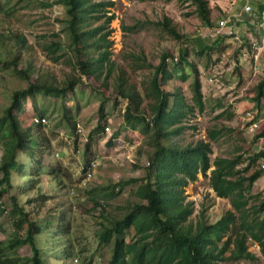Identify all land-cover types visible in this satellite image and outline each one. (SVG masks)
Returning <instances> with one entry per match:
<instances>
[{
  "label": "rangeland",
  "instance_id": "1",
  "mask_svg": "<svg viewBox=\"0 0 264 264\" xmlns=\"http://www.w3.org/2000/svg\"><path fill=\"white\" fill-rule=\"evenodd\" d=\"M55 1L0 0V114L9 102L11 91L25 87L36 77L47 83L61 84L71 71L66 61V56L70 55L65 45L68 39L65 31L60 30L64 11ZM111 1L105 14L112 13L113 18L104 23L101 17L88 25L102 24L104 30H110L107 35L110 40L108 56L112 62L109 73L102 68L99 75H80V83L63 96L34 93L22 100L18 113L21 125L29 127L32 153L15 152L17 166L11 171V189L0 197V204L9 212L11 196H15L16 202L25 204L30 216L38 218L40 225L49 224L34 237L41 264H103L109 246L97 244L99 224L119 216L136 195L132 182L120 191L113 187V194L101 188L119 179L143 177L149 171L150 145L136 129L123 123L126 101L116 90L119 75L142 94L144 82L152 75V67L162 53H167L169 59L164 62L171 77H160L159 85L165 90L180 86L188 99L191 71L183 61L174 66L171 61L178 57L181 47L185 48V60L198 71L204 106L201 111H194L184 122L186 127L178 135L171 136L170 142L184 145L197 139L206 140V129L220 128L223 136L210 142V160L215 156L239 154L243 159L239 168L248 156L264 148V138L255 137L264 126V118L252 134L245 132L242 125L243 112L257 108L252 107L251 98L256 82L264 75V44H257L260 48L254 60L253 50L246 48L248 57L243 58L237 42L228 34L216 45H212L215 38L206 35L207 29L230 22L226 15L240 6V0H207L210 25L202 23L195 5L189 0ZM164 16L183 40H176L156 24ZM55 33L62 42L56 54L64 50L67 53L52 61L40 45L56 39ZM15 34H22L25 39L17 55V45L8 39ZM236 34L241 40H257V34L246 35L245 30L237 29ZM210 45L212 49L208 51H195ZM87 53L82 50L80 58L95 55ZM17 70H23L27 79ZM180 74H186L184 80L179 79ZM147 100L141 106L144 107ZM100 102H103L101 122L108 126L109 135L103 133V129L92 132ZM221 110L224 113L216 117ZM227 112L231 113L229 119ZM38 115L45 121L34 124L33 118ZM75 123L81 127V133L74 130ZM161 142L164 141L161 139ZM2 149L0 142V156ZM91 161L96 165L90 177H86L84 172ZM260 163L264 164V160H257L253 167ZM89 190L92 191L87 193ZM183 192L184 201H192V219L202 210L203 217L210 222L230 209L228 200L215 196L207 177L200 173L187 183ZM250 193L264 197V173L252 183ZM12 217L9 213H0V242L3 244L14 235ZM131 237L132 233L127 232L126 241ZM246 243L247 250L257 259L223 264H264L258 247L249 239ZM5 255L17 256L16 264H28L25 259L30 250L22 245L15 250L5 249Z\"/></svg>",
  "mask_w": 264,
  "mask_h": 264
},
{
  "label": "trees",
  "instance_id": "2",
  "mask_svg": "<svg viewBox=\"0 0 264 264\" xmlns=\"http://www.w3.org/2000/svg\"><path fill=\"white\" fill-rule=\"evenodd\" d=\"M189 1L195 5L202 23L210 25L207 0ZM55 2L60 4L64 11L65 17L62 19L60 30L65 31L68 39L65 45L70 55L66 56V61L71 65V71L66 74L61 84L47 83L36 77L25 87L11 91L9 102L0 114V142L3 148L0 156V197L11 189V171L17 166L15 152L32 153L29 146L32 139L29 127H23L18 116L22 100L38 92L63 96L80 83V75H99L102 68L107 74L112 65L108 56L110 40L107 35L110 30H104L102 24L88 25L90 21H96L101 17H104V23H108L113 14L106 15L108 12L106 7L113 2L111 0ZM263 5L264 2L258 6L257 15ZM258 19L259 16L254 19V23ZM156 24L176 40H183L169 18L164 16ZM54 35L56 39L42 42L40 45L41 50L52 61L57 60L59 55L67 53L64 50L61 54H56V51L61 49L62 42L56 33ZM223 36L224 34H218L212 45L220 42ZM8 39L12 40L13 45H17L15 53L17 55L25 43L23 35L15 34L12 39L9 37ZM245 42L247 43V39L242 40L243 45ZM212 45L203 46L195 51L198 53L208 51L212 49ZM180 49L172 66L183 61L191 71L188 99L180 86L165 90L159 85L160 77L164 79L171 77V71L166 68L164 62L167 53L160 55L155 66H149L153 68V72L144 82L142 94L133 84L125 82L120 75L118 76L116 90L126 101L122 111L123 123L128 128L136 129L150 145L151 149L148 152L150 166L143 177L119 179L116 183L101 188L113 194V187L120 191L124 185L132 182L136 195V199L129 200L119 216L99 224L96 232L97 244L109 246V254L103 264H223L255 260L257 256L247 250L248 239L258 247L259 255L264 259V197L250 193L252 183L264 173V166L253 167L257 160H264V148L248 156L239 168L237 166L243 160L239 154L231 157L215 156L210 160V142L222 135L220 128L206 129V140L197 139L184 145L170 142L171 136L178 135L186 127L184 122L194 111L199 112L204 106L198 71L191 62L185 60L186 49L182 47ZM82 50L95 55L80 58ZM14 64L12 60V65ZM17 71L27 79L23 70ZM75 71L78 75L74 74ZM185 77L186 74L179 75L180 80H184ZM263 96L264 75L254 86L251 98L253 108H258ZM145 99L148 100L143 107L141 104ZM102 106L103 102H100L97 110L98 120L92 132L103 129ZM216 106L220 107V104ZM220 115L221 113L216 117ZM230 115L228 113L226 118H230ZM255 137L264 138V126ZM161 139L164 142H161ZM197 173L206 176L214 195L226 198L230 206V209L224 210L210 222L203 217L202 210L198 211L196 218H190L193 210L192 201H184V187L196 179ZM0 213L12 215L11 222L14 227V235L5 244L0 242V264H16L18 257L6 256L5 249L15 250L22 245H27L30 250L26 262L41 264L39 248L34 237L42 228H48L49 224L40 225L38 218L30 216L25 204L16 202L15 196H11L10 211L0 204ZM59 224L61 225V221ZM129 231L132 237L126 241L125 235Z\"/></svg>",
  "mask_w": 264,
  "mask_h": 264
},
{
  "label": "built area",
  "instance_id": "3",
  "mask_svg": "<svg viewBox=\"0 0 264 264\" xmlns=\"http://www.w3.org/2000/svg\"><path fill=\"white\" fill-rule=\"evenodd\" d=\"M241 2V11L245 14H248L249 16L254 15L257 13L258 11V6L264 2V0H240ZM258 30H257V40L255 42V40H247V46L242 44V40L240 38L239 35L236 34V32H233L232 30L226 32L225 34H228L235 42H237V45L239 47V51L241 56L244 58L248 57V51L246 48H248L250 51L253 50L252 52V57L254 58V60L257 57V50H259V45L260 46L262 44H264V19L261 20L258 23ZM221 27L222 25H218L216 27H212L206 30V35L210 38H215L218 34L221 33ZM176 56L173 57L171 60L172 62H174L176 60ZM169 57L165 58V61L168 60ZM253 68L256 69V65H253ZM264 118V96L261 98L260 103L258 108L256 109H247L243 112V129L245 130V132L252 134L256 131V129H258L260 122L262 121V119ZM45 121V118L43 116H35L33 118V123L34 124H41ZM74 130L76 131V133H81V127H79L78 123H75L74 126ZM103 133H106L109 135V128L107 125L103 126ZM89 167L87 168V170L84 172L86 177H90L91 172L94 168V166L96 165V162H90ZM264 164L260 163L261 168H263Z\"/></svg>",
  "mask_w": 264,
  "mask_h": 264
},
{
  "label": "crops",
  "instance_id": "4",
  "mask_svg": "<svg viewBox=\"0 0 264 264\" xmlns=\"http://www.w3.org/2000/svg\"><path fill=\"white\" fill-rule=\"evenodd\" d=\"M235 7L233 8V10L231 11L230 14L226 15V17L229 18L230 22L224 23V26L221 23L222 27H221V33L220 34H225L226 32H228L230 30H232L233 32H237V29H240L241 31L245 30L246 35H250V32H251V34L254 32H256V34H257V30H258L257 25L261 20L264 19V5L261 9V12L258 15L254 14L255 18H258V16H259V19L255 23H254V19H255L254 17H252L251 15L249 16L248 14H245L241 11V8H240L241 4L237 9H235ZM219 23H220V21H219ZM219 113H221V115H222L224 113V111L221 110L220 112H218V114ZM227 114H228V112H227ZM229 114H231V113H229ZM213 128L216 129V127H213ZM222 136H223V131H222V135L220 137H222Z\"/></svg>",
  "mask_w": 264,
  "mask_h": 264
}]
</instances>
